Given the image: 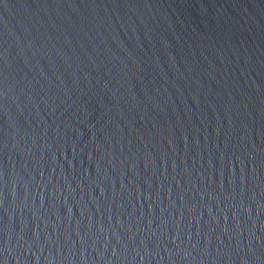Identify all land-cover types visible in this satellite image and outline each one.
Here are the masks:
<instances>
[{"label":"water","instance_id":"water-1","mask_svg":"<svg viewBox=\"0 0 264 264\" xmlns=\"http://www.w3.org/2000/svg\"><path fill=\"white\" fill-rule=\"evenodd\" d=\"M0 264H264V0H0Z\"/></svg>","mask_w":264,"mask_h":264}]
</instances>
